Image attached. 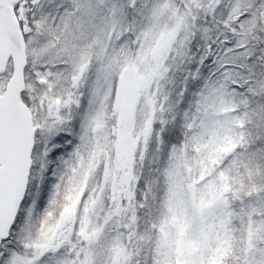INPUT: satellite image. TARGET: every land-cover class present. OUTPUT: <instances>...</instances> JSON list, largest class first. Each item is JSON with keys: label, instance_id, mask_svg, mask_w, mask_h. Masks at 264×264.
Here are the masks:
<instances>
[{"label": "snow or ice", "instance_id": "snow-or-ice-1", "mask_svg": "<svg viewBox=\"0 0 264 264\" xmlns=\"http://www.w3.org/2000/svg\"><path fill=\"white\" fill-rule=\"evenodd\" d=\"M0 264H264V0H0Z\"/></svg>", "mask_w": 264, "mask_h": 264}]
</instances>
